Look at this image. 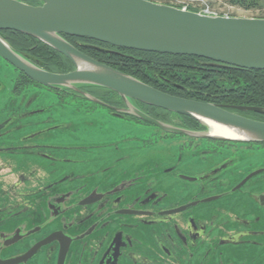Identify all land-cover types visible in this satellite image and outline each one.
<instances>
[{"label": "flooded vegetation", "instance_id": "1", "mask_svg": "<svg viewBox=\"0 0 264 264\" xmlns=\"http://www.w3.org/2000/svg\"><path fill=\"white\" fill-rule=\"evenodd\" d=\"M70 42L119 70L129 63L99 54L144 67V54L77 36ZM22 52L48 71L69 64L38 43ZM166 67L186 83L206 82L188 99L264 122V113L237 108L264 106L219 84L241 77V69L205 60ZM6 73L14 74L12 94ZM65 110L100 125L88 132L95 142L62 144L50 130L33 131L74 125L58 121ZM205 130L191 117L106 87L42 85L0 56V264H264V142L190 133Z\"/></svg>", "mask_w": 264, "mask_h": 264}, {"label": "water", "instance_id": "2", "mask_svg": "<svg viewBox=\"0 0 264 264\" xmlns=\"http://www.w3.org/2000/svg\"><path fill=\"white\" fill-rule=\"evenodd\" d=\"M0 0V30L30 35L66 56L75 66L67 73L43 69L16 51L0 34V56L32 80L52 88L96 85L127 100L191 117L205 137L264 142V122L214 103L162 91L81 51L64 35L88 38L118 48L195 56L215 67L264 70V17L204 13L154 0ZM118 53V52H117ZM240 110L264 113L260 106ZM134 114L150 118L133 108ZM236 134H215L212 125Z\"/></svg>", "mask_w": 264, "mask_h": 264}, {"label": "trees", "instance_id": "3", "mask_svg": "<svg viewBox=\"0 0 264 264\" xmlns=\"http://www.w3.org/2000/svg\"><path fill=\"white\" fill-rule=\"evenodd\" d=\"M28 3L31 4H36V1H29ZM240 3L243 6L250 7L258 4L257 0H241ZM1 31V30H0ZM5 33V34H3ZM1 35L8 41V43L19 53H23L22 51L27 50L30 47H33L35 43L39 44L40 48H46V49H51L56 51L55 49L51 48L50 46L44 44L43 42L39 41L38 39L24 34L19 31H14V30H4L1 32ZM6 35H9L11 37H18L19 41H13L9 39ZM64 37L70 41L71 35H64ZM99 42V41H98ZM106 44V43H105ZM111 46L112 45H109ZM114 47V46H113ZM35 48V47H34ZM119 50H122L123 53H128V52H134L139 53V54H144V67L139 68L140 66L135 65V58L132 59V57H122V56H117V55H111L110 57L106 55V53H100L99 55L102 56V58H110L113 60H116L118 62H127L129 63L127 65V68H122L123 72L130 74L143 82H146L162 91L178 95V96H184L187 98H192L196 97L198 92L196 91L199 87V85L205 86L206 82L204 83H195L194 85L190 82H185V79L177 76V75H172L168 73L167 70V64L169 63H195L196 61H209L207 59L195 57V56H186V55H170V54H163V53H156V52H145V51H137V50H132V49H126V48H118ZM60 53V52H59ZM24 54V53H23ZM61 54V53H60ZM63 55V54H62ZM89 55L93 56L95 59L104 62L99 56L95 55L92 50H90ZM69 64H61V67H54V66H49V70L51 71H67L72 67V62L67 58ZM43 63V62H42ZM165 64V65H164ZM164 67V68H162ZM241 69V68H238ZM241 77L238 76H233L230 77L228 76L227 78L230 79L228 84H222V88H228L230 87H235L238 91V93H241L242 91L244 92V100H247L249 103H255L261 106H264V70H249V69H241ZM154 80H158V83L162 82H170L173 84H182V85H187L189 87L188 90L186 91H181L178 88H170V87H164L157 85ZM196 89V90H195Z\"/></svg>", "mask_w": 264, "mask_h": 264}, {"label": "rangeland", "instance_id": "4", "mask_svg": "<svg viewBox=\"0 0 264 264\" xmlns=\"http://www.w3.org/2000/svg\"><path fill=\"white\" fill-rule=\"evenodd\" d=\"M157 2H163L166 4H174L176 0H154ZM186 1V0H183ZM207 4H209L212 8L216 9L220 14H227V15H234V16H249V17H264V0H257L258 4L250 7L243 6L240 1L241 0H205ZM185 3V2H183ZM182 3H179L178 6H182ZM11 69H13L11 67ZM12 72V71H10ZM11 75H8L6 73V76L1 77L3 81H5L6 87H9L7 89L8 94H12L9 92L10 89H12L13 86V79H14V74L10 73ZM48 94L47 92L42 93V97ZM37 105H35L33 108H36ZM69 110H72L71 108H67ZM76 114V112H75ZM59 117L58 121H61L63 123L74 121V125H69L68 128H65L63 130L62 128H56L52 123L49 127H43L39 126L36 127L34 130H43V131H49L53 135H56L55 139L59 141V143L62 142V144H71V143H77L78 141L74 140L75 137H80L84 138L83 140H80L81 142L85 143H92L95 142L94 136L89 134L88 132H91L92 130H95L96 127L100 126L99 124H86L81 119L79 120H74L73 119V114L70 113V111H64L61 113L55 114ZM39 117V115L35 116ZM92 138V139H91ZM53 140V139H52ZM79 142V143H81ZM65 154H61V156H64ZM36 162L40 160V158L35 159Z\"/></svg>", "mask_w": 264, "mask_h": 264}, {"label": "built area", "instance_id": "5", "mask_svg": "<svg viewBox=\"0 0 264 264\" xmlns=\"http://www.w3.org/2000/svg\"><path fill=\"white\" fill-rule=\"evenodd\" d=\"M185 2V3H183ZM174 4L172 5H176L178 6L179 3H182V6L179 7H184V8H189V9H196L199 11H202L204 13L210 14V13H217L220 14L216 9L212 8L209 4L206 3L205 0H176L175 2H173Z\"/></svg>", "mask_w": 264, "mask_h": 264}, {"label": "bare ground", "instance_id": "6", "mask_svg": "<svg viewBox=\"0 0 264 264\" xmlns=\"http://www.w3.org/2000/svg\"><path fill=\"white\" fill-rule=\"evenodd\" d=\"M213 131L215 134H219V135H224L227 137H236V134L232 132V130L219 125V124H214L212 125Z\"/></svg>", "mask_w": 264, "mask_h": 264}]
</instances>
